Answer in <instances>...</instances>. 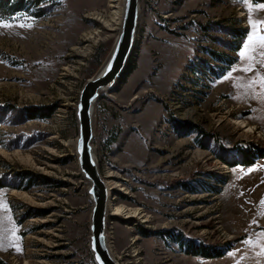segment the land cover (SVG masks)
Segmentation results:
<instances>
[{
    "label": "rangeland",
    "instance_id": "obj_1",
    "mask_svg": "<svg viewBox=\"0 0 264 264\" xmlns=\"http://www.w3.org/2000/svg\"><path fill=\"white\" fill-rule=\"evenodd\" d=\"M111 4L61 0L42 18L0 20L3 264H95L89 245L93 204L77 164L75 109L81 86L104 64L118 34V26L102 20L111 23ZM260 5L140 0L133 68L99 96L94 109L98 169L118 185L109 201L145 215L126 221L109 212L106 232L119 264H264L254 169L243 168L240 175L229 164L241 161L238 146L264 148ZM231 29L247 31L237 52ZM100 46L107 51L95 67ZM205 47L238 61L220 78L192 73L200 60L217 65ZM29 109L48 115L30 119ZM45 166L52 168L40 170ZM186 243L231 246L223 256L206 258L191 254Z\"/></svg>",
    "mask_w": 264,
    "mask_h": 264
},
{
    "label": "water",
    "instance_id": "obj_2",
    "mask_svg": "<svg viewBox=\"0 0 264 264\" xmlns=\"http://www.w3.org/2000/svg\"><path fill=\"white\" fill-rule=\"evenodd\" d=\"M139 11L140 0H124L120 28L111 51L97 73L81 86L75 109L78 128L77 164L89 182L88 194L93 204L90 214L89 245L95 264L119 263L112 255L107 240V194L93 147L94 109L99 96L105 91H110L124 73L136 40Z\"/></svg>",
    "mask_w": 264,
    "mask_h": 264
},
{
    "label": "trees",
    "instance_id": "obj_3",
    "mask_svg": "<svg viewBox=\"0 0 264 264\" xmlns=\"http://www.w3.org/2000/svg\"><path fill=\"white\" fill-rule=\"evenodd\" d=\"M253 3H264V0H251ZM61 0H0V20L11 21L16 20L18 17L23 15L30 16L32 18H42L46 16L50 11L55 9L60 5ZM230 34L234 41L231 42V47L234 51H239L241 48V44L243 39L247 35V31L243 29H231ZM205 52H207L211 59L217 63V65H210L204 60L201 61V65L197 64L195 68H192V73H196L198 75L203 76H213L216 78L222 77L228 70L237 62V57H230L227 55H223L215 50H211L208 48H203ZM107 48L100 46L95 54L93 55V63L95 67H98L106 54ZM203 66L204 69H200ZM133 68L132 60L130 59L126 67L124 69L123 75L120 77L119 81L123 80V76L125 73H128ZM28 115L30 119H43L46 118L48 114L42 113L41 111H37L35 109H29ZM112 138H115L114 136ZM238 152L241 154L242 159L240 162H232L229 163L231 166H249L259 158L264 157V148H260L253 143H247L237 147ZM215 179L218 182H222L219 177L215 176ZM180 186L184 189L189 191L196 192V188L191 186H187L183 181H180ZM208 191L211 192H218V189L214 187H206ZM141 234H146L144 230L140 231ZM241 237L236 238V241H239ZM182 239H179V241ZM188 250L191 249V254L196 256H203L206 258H215L223 256L227 249L231 246L230 243L226 244L225 247L220 249L211 248L208 249L207 247H201L198 245H194L193 243H186ZM0 264H3L0 261Z\"/></svg>",
    "mask_w": 264,
    "mask_h": 264
},
{
    "label": "bare ground",
    "instance_id": "obj_4",
    "mask_svg": "<svg viewBox=\"0 0 264 264\" xmlns=\"http://www.w3.org/2000/svg\"><path fill=\"white\" fill-rule=\"evenodd\" d=\"M114 4H111V7H112V12L114 14L113 18L111 19V23L110 22H106L104 21V18L102 19L104 24L110 28L112 27H117L120 28V23H121V18H122V12H123V3H124V0H111ZM98 18L101 19V16H98ZM113 23V25H112ZM105 26V27H106ZM86 52V51H85ZM120 79V78H119ZM225 118L224 117H219V122L224 120ZM236 125H238L240 128L244 129L245 132H249V133H252L253 132V129L251 127H248L245 122H235ZM4 154V152H2ZM17 154V153H16ZM15 154V155H16ZM19 159L21 158V156L18 157ZM27 162H30L31 163V166L35 167L34 164H32V162L29 160V157L27 156V159H26ZM48 168H52V166H45L44 168H41L40 170L44 171V172H47L46 169ZM102 177V176H101ZM103 181H104V186H105V191H106V194H107V201H106V215L108 218L109 217V212L111 215L114 214H117V215H120L121 217H123L126 221H129V220H132V219H136L137 221L141 220V218H144L142 216H145V215H142V213H140V211L138 210H132V209H128L126 207H115L114 206V198L113 197H110V201H109V196H111L110 194L115 190V189H118V185L116 184V182H107L105 181L104 177H102ZM111 180V179H110ZM13 195L15 196H20L28 201H30V197L28 195H25V194H19V193H13ZM113 195V194H112ZM143 220V219H142ZM107 233V232H106ZM107 240H109V235L107 233ZM29 241V240H28ZM108 245L110 247V242H108Z\"/></svg>",
    "mask_w": 264,
    "mask_h": 264
},
{
    "label": "crops",
    "instance_id": "obj_5",
    "mask_svg": "<svg viewBox=\"0 0 264 264\" xmlns=\"http://www.w3.org/2000/svg\"><path fill=\"white\" fill-rule=\"evenodd\" d=\"M247 36V35H246ZM245 39V38H244ZM241 48H242V45H241ZM240 48V49H241ZM238 61V60H237ZM233 66V65H232ZM231 66V67H232ZM231 69V68H230ZM229 69V70H230ZM228 70V71H229ZM227 73V72H226ZM225 75V74H224ZM223 75V76H224ZM222 76V77H223ZM263 124V123H262ZM264 125V124H263ZM238 170L240 171H236V172H239L240 175H244L242 170L243 168H253L254 169V173L252 174L253 175V179H255V185L257 186V189L255 190V193H254V198L255 199H258V201H260V204H261V212H262V215L264 216V157L263 158H259L255 161V163L249 165V166H241V165H237L235 166ZM253 182V181H252ZM243 184V183H242ZM264 221V220H262ZM260 239H261V243L264 245V236H260Z\"/></svg>",
    "mask_w": 264,
    "mask_h": 264
},
{
    "label": "snow or ice",
    "instance_id": "obj_6",
    "mask_svg": "<svg viewBox=\"0 0 264 264\" xmlns=\"http://www.w3.org/2000/svg\"><path fill=\"white\" fill-rule=\"evenodd\" d=\"M242 2H244L245 4L248 3V0H242ZM260 7H264V5H260ZM4 27H10L11 25L9 24H4ZM258 41H259V48L264 49V35L258 37ZM254 51V50H253ZM250 59H253V57H250ZM262 81H264V78H261ZM262 255H264V250H262Z\"/></svg>",
    "mask_w": 264,
    "mask_h": 264
}]
</instances>
